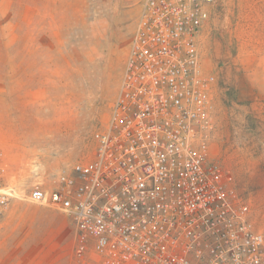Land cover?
I'll return each instance as SVG.
<instances>
[{"label":"rangeland","instance_id":"rangeland-1","mask_svg":"<svg viewBox=\"0 0 264 264\" xmlns=\"http://www.w3.org/2000/svg\"><path fill=\"white\" fill-rule=\"evenodd\" d=\"M145 0H0V158L6 185L56 186L88 158L119 94ZM200 35L208 98L199 146L264 234V0H215ZM85 242L51 208L13 201L0 264H77Z\"/></svg>","mask_w":264,"mask_h":264},{"label":"built area","instance_id":"built-area-1","mask_svg":"<svg viewBox=\"0 0 264 264\" xmlns=\"http://www.w3.org/2000/svg\"><path fill=\"white\" fill-rule=\"evenodd\" d=\"M215 0H145L119 94L85 160L52 189L6 185L15 200L70 218L85 242L77 264H264V234L199 146L208 98L198 41Z\"/></svg>","mask_w":264,"mask_h":264}]
</instances>
